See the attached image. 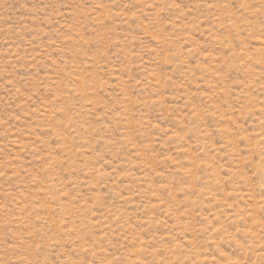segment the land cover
<instances>
[{
  "label": "rangeland",
  "instance_id": "1",
  "mask_svg": "<svg viewBox=\"0 0 264 264\" xmlns=\"http://www.w3.org/2000/svg\"><path fill=\"white\" fill-rule=\"evenodd\" d=\"M0 264H264V0H0Z\"/></svg>",
  "mask_w": 264,
  "mask_h": 264
}]
</instances>
